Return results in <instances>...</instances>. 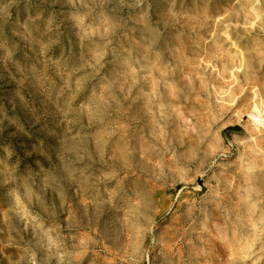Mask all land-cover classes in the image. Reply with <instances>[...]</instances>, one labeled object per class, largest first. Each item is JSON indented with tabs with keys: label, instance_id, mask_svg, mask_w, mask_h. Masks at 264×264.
<instances>
[{
	"label": "rangeland",
	"instance_id": "obj_1",
	"mask_svg": "<svg viewBox=\"0 0 264 264\" xmlns=\"http://www.w3.org/2000/svg\"><path fill=\"white\" fill-rule=\"evenodd\" d=\"M0 264H264V0H0Z\"/></svg>",
	"mask_w": 264,
	"mask_h": 264
},
{
	"label": "water",
	"instance_id": "obj_2",
	"mask_svg": "<svg viewBox=\"0 0 264 264\" xmlns=\"http://www.w3.org/2000/svg\"><path fill=\"white\" fill-rule=\"evenodd\" d=\"M228 132H235V133H241L242 132V127L241 126H237V127H231V128H228L226 131H225V135L228 133Z\"/></svg>",
	"mask_w": 264,
	"mask_h": 264
}]
</instances>
